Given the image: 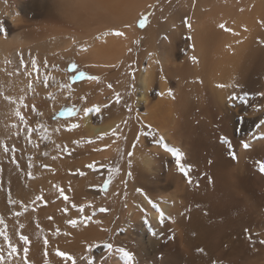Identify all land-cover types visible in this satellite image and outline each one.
Here are the masks:
<instances>
[{"label":"bare ground","instance_id":"1","mask_svg":"<svg viewBox=\"0 0 264 264\" xmlns=\"http://www.w3.org/2000/svg\"><path fill=\"white\" fill-rule=\"evenodd\" d=\"M2 1V30L17 33L14 43L0 35L1 67L11 44L31 43L52 57L79 48V63L94 76L118 70L115 88L108 79L89 77L74 91L48 80L69 105L86 87L100 98L76 118L63 109L56 124L69 123L82 142L108 143L103 161L118 162L109 195L118 192L125 230L113 264H136L134 256L142 264H264V0H9L4 9ZM111 107L118 117L98 122ZM54 182L42 191L55 193ZM85 228L79 238L99 236Z\"/></svg>","mask_w":264,"mask_h":264},{"label":"rangeland","instance_id":"2","mask_svg":"<svg viewBox=\"0 0 264 264\" xmlns=\"http://www.w3.org/2000/svg\"><path fill=\"white\" fill-rule=\"evenodd\" d=\"M8 1L1 2L3 9L8 6ZM147 17L144 14L139 18L137 29L139 27L140 31L145 30ZM142 19L143 24L140 23ZM27 20L36 24L43 17L29 15ZM3 25L0 21V35L14 43L17 31L8 27L2 30ZM108 34L111 38L115 35L109 30ZM30 46L31 43L20 47L11 44L5 66H0V264H113L114 254L118 255V250L123 247L120 238L125 230L123 226L118 230V192L116 196L109 195L110 185L118 187V177L113 180L118 175V162L113 163L112 158L103 161L101 155L109 149L108 143L98 140L95 146V141L82 142L75 130L68 129L69 123L56 124L64 114L63 109L67 108L64 118H76L100 98L95 100L91 93L86 92V87L81 89L85 90L83 100L69 105V100L61 101L60 89H53L49 78L52 76L55 82H62L72 91L77 90V84L87 78H95V82L108 79L115 88L118 70L108 68L103 70L107 73L102 71V75L94 76L88 69L92 67L90 64L87 63L86 67V64L79 63V48L75 50L77 54L70 53L71 57L69 53L52 57L46 50L29 49ZM105 98V103L113 99L107 95ZM115 117H118V109L111 107L97 121L102 123ZM220 142L227 144L226 140ZM234 161H237L236 153ZM61 165L66 168V175L61 174L56 180L52 172ZM180 172L187 176L188 167H183V171L180 168ZM52 178L56 192L46 194L41 185L48 188ZM81 186L86 189L83 194L79 190ZM96 190L97 193L94 192ZM69 221H75V224ZM148 222L151 224L149 218ZM90 227L100 231H95L99 236L79 238L84 228ZM109 244L112 245L111 250L107 247ZM58 252L66 255L61 256ZM122 253L134 255L128 250H122ZM134 257L136 264H142L137 256Z\"/></svg>","mask_w":264,"mask_h":264},{"label":"snow or ice","instance_id":"3","mask_svg":"<svg viewBox=\"0 0 264 264\" xmlns=\"http://www.w3.org/2000/svg\"><path fill=\"white\" fill-rule=\"evenodd\" d=\"M140 23L141 24H143V19L140 21ZM221 27H224L223 25H221ZM117 35H122V33H116ZM95 79V78H94ZM261 95H264V93H262ZM87 111V110H86ZM245 147H248V145L247 144H245L244 145ZM165 147H167V145H165ZM172 151H173V153L174 154H176V155H179V153H178V151L177 150H175V149H172ZM129 155H132V153H129ZM232 156H233V158H235V154L233 153L232 154ZM181 171H183V168H181ZM261 171L262 172H264V168H262L261 169ZM139 191V190H138ZM69 223H75V221H69ZM246 232L248 231L247 229L245 230ZM250 238V237H249ZM5 239H7V237L5 238ZM22 239H27V238H25V237H22ZM260 243H262V244H264V240H262V241H260ZM108 248H109V250H111V248H112V245L111 244H109L108 246H107ZM12 251L14 252L15 251V248H13L12 249ZM27 251V250H26ZM197 251H200V252H202L203 251V249H197ZM59 255H61V256H65L66 254L65 253H58ZM126 255L128 256V258L129 259H131L132 257H131V255L130 254H128V253H126ZM213 264H216V262L215 261H213Z\"/></svg>","mask_w":264,"mask_h":264}]
</instances>
